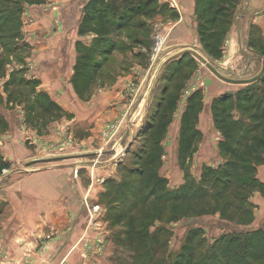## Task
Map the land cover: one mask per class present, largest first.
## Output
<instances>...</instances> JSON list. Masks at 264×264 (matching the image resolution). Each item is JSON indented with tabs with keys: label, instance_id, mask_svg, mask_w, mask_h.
I'll return each instance as SVG.
<instances>
[{
	"label": "rangeland",
	"instance_id": "obj_1",
	"mask_svg": "<svg viewBox=\"0 0 264 264\" xmlns=\"http://www.w3.org/2000/svg\"><path fill=\"white\" fill-rule=\"evenodd\" d=\"M241 1H238L237 8ZM233 11L228 23L222 25L227 29L226 35L230 31L234 16L237 13V10ZM159 14L156 11L154 14L147 16L141 15L142 20L149 18V25H143V30L138 29L136 31L137 39H141L140 42H142L145 49L143 52H139L137 64L142 66V76H145L142 80L136 79V76H134V79L126 84V94L128 96L127 101H124L129 102L128 104L135 103V105L124 107L126 109L119 114V117H114L113 120L102 127H96L95 124L89 125L83 115L80 116L83 118L79 119L76 116L79 117L80 114L74 116L69 113L70 117L68 116L66 119L68 122L63 121L62 127L54 126L48 129L44 127L43 120H41V114L45 112L46 105L39 106L34 112L39 125V127L37 126L38 137H34L35 140L32 135L25 137L28 148L37 152L38 157H42L40 158L42 160L37 161V163H43L33 165L24 162L15 166L22 169L32 170L34 168L37 170L38 167L45 165L44 163L48 159L55 160L52 162L53 164H49L53 166L60 163L83 162L81 167L76 166V169L70 172L67 190L56 187V192H53L55 193L53 196L55 201L59 194L62 195L61 202L60 200L57 201L61 204L62 214L58 215L54 212L53 219H62L67 216L65 219H89L92 223L93 231L86 233L79 244L76 245L80 249L81 260L79 263L145 264L147 259L139 254V252L143 253L145 251V242L142 240L143 233L151 235L160 232L159 239L162 246L153 262L160 259L161 261L165 260L166 264H173L178 255L184 252V249L189 250L190 240L192 246L200 255L204 253L205 249L211 248L216 238L230 232V226L221 221L219 214L199 217L191 214L175 218V210L171 207V203L163 208L155 197L158 194L146 198L148 191L145 187L148 172L156 171V168L171 191L177 190L179 186L188 182L198 186L200 177L206 167H218L224 162L219 147L223 134L215 125L218 115L215 116L212 104L221 95H234L242 90L245 85L232 84L221 80L204 62L189 52L170 61L162 69L161 67L168 57L191 47L202 54L208 62L226 77L248 79L257 75L258 72L256 69L244 68L246 65L244 62L234 65L227 63L224 65L225 69H223V58L226 52L222 47L221 57L214 58L209 54L208 49L205 48L199 38L196 12L193 17H187L188 20H191V31H188V29H185L186 33L182 31L186 38H183L181 42L183 45L191 44V46L183 48L180 45L175 48L177 50H174L175 52L171 55L169 53L165 54L171 40L163 37L162 31L158 29L160 22L156 20V17ZM132 26H140V20L133 21ZM124 31L118 32L116 37L112 36V38L102 40L98 45L96 43L94 45L96 51L91 52L92 61L98 62L99 72L97 71L95 83L98 84L97 87L101 92L107 87H113L119 76H124V66L131 60L130 55L126 52L128 44L125 46L123 42L126 41L125 37L128 36ZM158 39H161L159 47L157 46ZM113 40L122 43V54L112 59V56L109 58V56L103 54L104 48L102 46L109 45ZM176 43L178 42L174 44ZM133 66H136L135 63H133ZM135 75H139V73H135ZM146 79H148L147 82ZM257 81L254 83L258 88L260 86H258ZM152 85L154 87L151 91ZM195 94L198 95L197 99L191 101ZM148 95L149 99L146 104ZM175 97H177V100L174 109H172L168 107L169 99ZM257 97L261 98L262 96L258 94ZM190 103L194 105L191 117H194L193 127L197 135L193 153L182 162L179 159L182 118L189 109ZM254 103H257L256 99L248 103L243 102L241 105L234 99L228 102L232 119H242L243 122L249 121L250 115L254 111L252 109ZM108 107L112 108L111 106ZM130 108L132 109L130 110ZM53 112L58 114L56 111ZM119 112H121L120 109ZM105 114L108 113L102 112L101 117ZM72 116L76 119H71ZM54 123H56L55 120ZM49 133L51 134L50 138ZM92 138L93 141L90 143ZM98 148L102 150V153L104 151L108 153L105 157L107 160L113 155L111 172L104 174L101 172V176L94 173L93 169L95 170L96 164L99 165L101 162H105L106 159H96L94 153L90 152ZM151 157L153 159H150ZM24 171H21L20 177L27 174ZM45 181L43 180V182ZM6 182H8V179H6ZM49 182L48 179L47 188L52 186L48 185ZM123 185L125 187H122ZM82 188L84 191H90H86L87 194L85 193L86 195L83 197L84 204L81 205L74 190L77 189L76 191L80 193L83 191ZM124 190H126V194ZM134 192L137 193V196L132 199L131 195ZM258 201L260 203L259 209L256 212L254 210V214L257 215H255L256 221L251 224L254 227L264 225V199H258ZM9 205L11 206V204ZM6 214L10 216L12 208H8ZM121 215L122 217L125 216L123 221H120ZM128 218L135 219L137 229L141 232L135 241L128 238L127 232L131 231L130 219ZM195 229H198L201 234L192 241L193 238L191 237L195 236L192 235V232ZM98 237L105 244L104 250L97 255L84 256L83 239L90 238V240L94 239L95 241ZM139 241L142 242L140 246H138ZM134 242L136 243L132 244ZM130 246L135 249L138 256L135 259L131 254L132 250L129 251Z\"/></svg>",
	"mask_w": 264,
	"mask_h": 264
},
{
	"label": "crops",
	"instance_id": "obj_2",
	"mask_svg": "<svg viewBox=\"0 0 264 264\" xmlns=\"http://www.w3.org/2000/svg\"><path fill=\"white\" fill-rule=\"evenodd\" d=\"M89 2L47 0L42 4H25L20 16L19 33L7 41L11 50L6 52V47L0 41V54L5 52V58H0V264H78L81 257L76 245L86 233L93 231L89 219H65L67 216L53 219L54 212L62 214L59 204L62 195L59 194L55 201L53 192H56V187L67 190L70 172L76 166L81 167L83 162L53 166L49 164L55 160L48 159L44 167L40 166L37 170L15 167L24 162L33 165L43 163H37L42 157L28 148L25 137L32 135L34 140V137H38L39 125L34 112L39 106L46 105L40 117L48 129L62 127L63 121L68 122L69 113L74 116L80 114L76 116L79 119L83 115L89 125L102 127L114 117H119L127 105H135L124 102L128 96L126 84L134 76L139 80L145 76H142V66L137 64L139 52L145 49L141 39H137L136 31L142 29L143 25H149V18L142 20L139 17L140 26L133 27L131 24L122 29L128 34L123 42L125 46L128 44L126 52L131 60L128 66H124V76H119L113 87L101 92L95 83L97 75H91L92 60H88L86 68L80 66L81 71L89 73L88 77L77 74L79 55L89 54L91 58V52L96 51V43L98 45L102 40L116 37L121 30L116 32L105 26L101 34L96 30L80 34V25ZM159 4L160 14L156 17L160 22L158 29L163 37L171 40L165 54L171 55L180 45L183 48L191 46L181 42L186 38L182 31H191V20L187 17L195 15L196 0H159ZM116 44L109 58L122 54V43L116 41ZM222 47L226 52L223 69L227 63L234 65L244 62V68L256 69L258 73L261 71L264 60V0L241 1ZM137 72L139 75H135ZM257 84L260 87L264 85V75ZM102 112L108 114L101 117ZM74 116L71 119L75 120ZM90 140L91 143L93 138ZM90 152L94 153L96 159L104 160L108 155L99 148ZM112 157L96 164L93 172L99 176L101 172L110 173ZM22 170L27 171H24L27 173L24 177L19 175ZM257 177L264 182V163L258 166ZM48 179L51 188L46 186ZM76 190L74 192L82 205L87 190L83 189L80 193ZM258 199H264L260 191H256L251 198L255 212L260 205ZM8 208H12L10 216L6 214Z\"/></svg>",
	"mask_w": 264,
	"mask_h": 264
},
{
	"label": "trees",
	"instance_id": "obj_3",
	"mask_svg": "<svg viewBox=\"0 0 264 264\" xmlns=\"http://www.w3.org/2000/svg\"><path fill=\"white\" fill-rule=\"evenodd\" d=\"M46 1L0 0V41L6 47V52L11 50L7 41L19 33L24 5L42 4ZM238 1L241 0H196L199 38L214 58L222 55V44L227 30L222 25L228 23L233 10H237ZM159 7V0H90L79 31L80 34H85L96 30L101 34L102 27L107 26L117 32L128 28L141 15L154 14ZM116 45V40L111 41L104 48L103 54L110 55ZM0 58H5V52L0 54ZM88 60H92L89 54L79 55L77 74L89 76L88 72L80 69V66H88ZM97 67L98 62H94L92 76L97 75ZM258 94L262 97H257ZM197 97L195 94L191 101ZM176 98L169 99L168 107L174 109ZM233 99L239 105L257 100V103L252 105L254 111L249 121L232 119L228 102ZM188 107L182 118L180 135L179 159L182 162L193 153L197 135L193 127L194 117H191L193 103ZM212 109L215 116L218 115L215 125L223 134L219 147L224 162L218 167H206L198 186L188 182L175 191L168 189L165 179L159 175L156 168V171L147 174L146 198L158 194L155 197L163 208L171 203L175 218L191 214L198 217L219 214L221 221L230 226V232L216 238L211 248L205 249L200 255L190 240L189 250L184 249L173 264H264V225L251 226L255 220V205L251 198L256 191L264 194V182L257 177L258 166L264 163V85L257 88L255 83H251L234 95H221L213 102ZM124 193L126 194V190ZM131 196L135 199L137 193L134 192ZM124 219L125 216L121 215L120 221ZM129 225L131 231L127 232L128 238L135 241L141 232L137 229L135 219H130ZM193 234L195 236L191 237L192 241L201 232L195 229ZM159 236L160 232L151 235L143 233L145 251L139 254L147 259L145 264H166L165 260L160 259L153 262L162 246ZM138 243L140 246L142 242ZM129 251L134 259L138 257L133 247L130 246Z\"/></svg>",
	"mask_w": 264,
	"mask_h": 264
},
{
	"label": "water",
	"instance_id": "obj_4",
	"mask_svg": "<svg viewBox=\"0 0 264 264\" xmlns=\"http://www.w3.org/2000/svg\"><path fill=\"white\" fill-rule=\"evenodd\" d=\"M192 53L193 55H195L196 57H198L202 62H204L211 70L212 72L218 77L220 78L221 80L225 81V82H228V83H232V84H243V85H247V84H251V83H254L256 82L257 80H259L263 75H264V60H263V67L261 69V71L251 77V78H248V79H233V78H229V77H226L225 75H223L222 73H220L210 62L207 61V59L202 55L200 54L198 51H196L194 48H191V47H187V49L181 51V52H178V53H175L174 55L168 57L163 63H162V67L161 69L167 64L169 63L170 61L174 60L175 58H178L180 56H183L184 54L186 53ZM154 85H152V88H151V91L153 89ZM148 99H149V95H148V98L146 100V104L148 103ZM145 109V108H144Z\"/></svg>",
	"mask_w": 264,
	"mask_h": 264
},
{
	"label": "built area",
	"instance_id": "obj_5",
	"mask_svg": "<svg viewBox=\"0 0 264 264\" xmlns=\"http://www.w3.org/2000/svg\"><path fill=\"white\" fill-rule=\"evenodd\" d=\"M158 47L161 45V39H158V43H157ZM97 240V241H96ZM82 246H83V255L86 257H89L91 255H97L100 254L102 252V250H104V246L105 244L103 243V241L101 240L100 237H98L97 239L90 240V238H85L82 241ZM79 264H83V263H79Z\"/></svg>",
	"mask_w": 264,
	"mask_h": 264
}]
</instances>
